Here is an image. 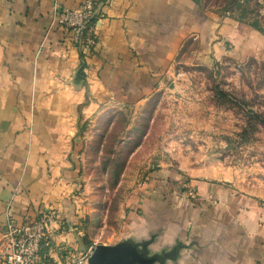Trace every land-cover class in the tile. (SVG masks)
<instances>
[{
	"label": "crops",
	"instance_id": "1",
	"mask_svg": "<svg viewBox=\"0 0 264 264\" xmlns=\"http://www.w3.org/2000/svg\"><path fill=\"white\" fill-rule=\"evenodd\" d=\"M83 1L0 0V237L7 223L54 208L38 264H83L88 248L76 123L115 93L145 98L185 41L211 34V15L193 0H92L98 42L80 58L70 33L50 23L54 4ZM233 202L231 212H144L130 227L152 229L136 240H150L151 252L179 245L164 264H264V208Z\"/></svg>",
	"mask_w": 264,
	"mask_h": 264
},
{
	"label": "rangeland",
	"instance_id": "2",
	"mask_svg": "<svg viewBox=\"0 0 264 264\" xmlns=\"http://www.w3.org/2000/svg\"><path fill=\"white\" fill-rule=\"evenodd\" d=\"M206 12L209 39L185 41L145 98L115 93L76 123L83 264L96 244L149 237L130 227L144 212H231L235 195L264 208V34Z\"/></svg>",
	"mask_w": 264,
	"mask_h": 264
},
{
	"label": "built area",
	"instance_id": "3",
	"mask_svg": "<svg viewBox=\"0 0 264 264\" xmlns=\"http://www.w3.org/2000/svg\"><path fill=\"white\" fill-rule=\"evenodd\" d=\"M97 16L92 0H84L80 8L54 4L50 26L70 33V40L84 57L98 42ZM56 214L54 208H49L21 224L7 223L0 237V264H38L42 245L47 241V228L56 220Z\"/></svg>",
	"mask_w": 264,
	"mask_h": 264
},
{
	"label": "water",
	"instance_id": "4",
	"mask_svg": "<svg viewBox=\"0 0 264 264\" xmlns=\"http://www.w3.org/2000/svg\"><path fill=\"white\" fill-rule=\"evenodd\" d=\"M150 240H120L114 244H96L86 258V264H164L166 258L176 255L179 245L170 250L151 252Z\"/></svg>",
	"mask_w": 264,
	"mask_h": 264
},
{
	"label": "trees",
	"instance_id": "5",
	"mask_svg": "<svg viewBox=\"0 0 264 264\" xmlns=\"http://www.w3.org/2000/svg\"><path fill=\"white\" fill-rule=\"evenodd\" d=\"M200 10L210 11L212 13L221 15V14H230L236 20L244 22L251 26L252 28L258 30L264 34V26H261L259 23V0H193ZM248 13L252 15L251 18L246 20ZM80 58L82 54L79 52ZM83 62L80 64V67L77 70L76 75H80L82 72ZM258 117L264 118V113L254 112Z\"/></svg>",
	"mask_w": 264,
	"mask_h": 264
}]
</instances>
